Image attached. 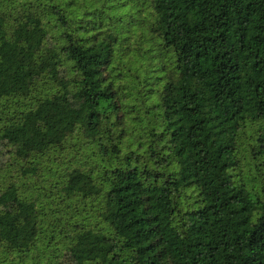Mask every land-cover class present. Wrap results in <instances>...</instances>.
Segmentation results:
<instances>
[{
    "label": "trees",
    "instance_id": "trees-1",
    "mask_svg": "<svg viewBox=\"0 0 264 264\" xmlns=\"http://www.w3.org/2000/svg\"><path fill=\"white\" fill-rule=\"evenodd\" d=\"M79 1L0 2V173L35 176L33 157L76 147L90 165L60 190L103 202L77 230L70 207L56 211L52 231L71 235L50 264H264V181L237 179L246 130L264 162V0H150L146 52L168 60L150 77L156 126L141 152L117 84L121 55L144 49L124 35L139 27L121 19L133 4ZM41 208L18 182L0 190V241L30 251L50 226Z\"/></svg>",
    "mask_w": 264,
    "mask_h": 264
},
{
    "label": "rangeland",
    "instance_id": "rangeland-1",
    "mask_svg": "<svg viewBox=\"0 0 264 264\" xmlns=\"http://www.w3.org/2000/svg\"><path fill=\"white\" fill-rule=\"evenodd\" d=\"M1 2V0H0ZM132 5V11L129 9H121V19H124V14L134 15L133 20L139 27L127 28L124 32L125 36L131 35V47H136L138 43L144 46L140 51V55L134 59L127 57L125 53L121 55V80H117V84L121 85V95L123 102L129 109L128 118L130 126L128 127L129 138L128 144L131 150L141 152L140 148L148 145L147 137L150 127L156 126L154 118L152 117L156 111V96L154 88L150 86V77L154 76L155 71L160 67L157 65V60L167 63L168 54L161 56L157 47L149 48L145 46L147 42L146 34L143 35V25L141 20L145 18L151 19L150 0H129ZM79 6L81 10L95 11L99 10L103 4V0H80ZM123 8V7H122ZM125 8V7H124ZM115 17L120 16V12L113 13ZM132 19V16H128ZM129 31V32H128ZM133 35V36H132ZM137 42H135V40ZM136 51H133L135 55ZM138 73L139 77L136 78ZM148 82V84L146 83ZM155 122V123H154ZM150 128V129H149ZM146 142V144L140 143ZM140 143V144H139ZM241 149V171L237 172L239 175L237 179L243 180L251 187L256 188L259 183L264 181V162L259 158V155L254 153V130H246L239 141ZM139 144V147L137 145ZM73 145V144H72ZM69 144L66 145L68 147ZM79 148H69L64 150L54 149L46 153L36 155L32 158L34 165L37 166L35 176L28 175L24 178L16 168L6 169L5 172L0 173V190L4 189L10 183H19L22 191L26 197L34 199L41 208L42 219L49 223L48 229L42 230L38 235L34 245L31 246L30 251H18L9 248L4 242L0 241V264H50L54 257L52 254L58 253L59 249L68 243L70 232L67 229L59 235L60 226L57 231L53 232L52 224H55L56 211L66 212L72 209L74 218L69 219L75 226V230L81 228L87 223L94 225V219L100 211H102L103 202L99 196L92 198H84L80 195L68 197L64 191L60 190L66 184V172L71 170L75 165H82L87 168L90 163L87 161L92 157L91 152L82 151ZM81 152V153H80ZM61 209V210H58ZM69 231H74V229ZM55 234L56 236H51ZM57 237V238H54ZM53 241L49 242L50 239ZM58 240V244L54 243Z\"/></svg>",
    "mask_w": 264,
    "mask_h": 264
}]
</instances>
